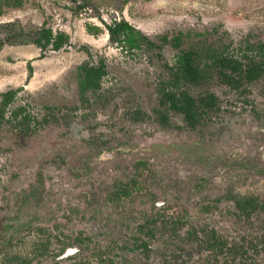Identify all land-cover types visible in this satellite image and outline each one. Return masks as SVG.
<instances>
[{
	"label": "rangeland",
	"instance_id": "1",
	"mask_svg": "<svg viewBox=\"0 0 264 264\" xmlns=\"http://www.w3.org/2000/svg\"><path fill=\"white\" fill-rule=\"evenodd\" d=\"M23 1L26 3L23 9L9 10L0 16V30L3 25L13 22L26 32L50 28L55 34L62 32L70 37V46L59 52L47 51L44 57L32 43L5 46L0 51V94L20 90L13 108L26 106V110L34 114H41L44 108L52 106L75 107L78 99L77 68L85 62L97 65L102 59L107 65L104 98L109 96L114 99L106 106L105 116H113V122L118 123L127 108L124 102L130 96L147 113L156 107L154 85L161 72L160 63L142 52L133 57L112 45L105 25L114 21L124 19L153 40L163 35L171 37L179 33L212 30L227 32L235 45L247 36L264 38V0H91L86 9L78 8L83 0ZM89 26L98 28L99 33L89 32ZM1 37H5V33ZM163 56L169 65L174 63L175 52L170 47L164 50ZM29 64L33 76L27 81ZM115 105L120 107L116 114L112 113ZM99 114V121H105L103 114ZM154 130L152 126H142L131 129L134 131L132 138H119L124 152L115 164L120 163L110 167L107 181L102 179L101 172L91 174V182L96 181L94 188L100 182H104V186L110 185L117 173L130 172L135 163L146 162L151 172L150 179L145 183L147 186L142 185L144 192L156 195L157 199L167 196L165 183L179 181V175L189 171L182 166V161L186 160L183 155L185 149L188 150L186 155L194 158L199 155L198 152H191L193 148L186 145L184 137L159 134ZM52 131L48 129L35 138L13 143H8L9 140L0 133V155L3 157V160L0 157V262L15 255L30 256L33 244L39 238L44 243L52 241L49 252L53 253L59 250L58 243L53 241L56 237L67 240L87 235L91 238V251L97 250L94 248L96 245L102 252H109L110 249L116 264H231V259L215 260L198 240L187 235L193 228L207 225L205 229L209 226L214 228L229 243H242V238L250 240L264 235V224H243L234 217L232 209L225 206L208 216L190 211L186 219L187 227L175 237L170 233V226L157 228L156 238L146 255L122 252V246L131 248L133 237L140 236L134 227L137 224H125L123 221L129 222V218L142 221L141 216L151 209V202L141 198L143 202L140 204L138 197L133 203L118 208L103 202V199L92 205L86 202L85 194L92 191L88 184L81 179H72L67 171L58 170L56 166H40L43 160L48 162L63 155L60 150H54L59 144L60 149L69 152L68 160H73L74 165L81 161L80 156L75 157L81 153L70 143L57 141L55 138L60 132ZM120 168L122 170L118 171ZM38 175L44 182L45 190L41 202L32 204L17 215L11 210L13 205L9 196L28 190L36 184ZM240 191L264 196V185L248 178L246 187ZM169 206L173 208L170 212H180L174 198ZM16 215L18 218L13 220ZM7 226L13 228L15 234L13 230L2 233L1 230ZM10 243L12 248L7 247ZM20 243L21 246L18 245ZM47 256L50 258L40 263L69 264L65 260L51 258L50 254ZM257 259L258 264H264V255Z\"/></svg>",
	"mask_w": 264,
	"mask_h": 264
},
{
	"label": "flooded vegetation",
	"instance_id": "2",
	"mask_svg": "<svg viewBox=\"0 0 264 264\" xmlns=\"http://www.w3.org/2000/svg\"><path fill=\"white\" fill-rule=\"evenodd\" d=\"M198 34L199 37H196ZM177 36H188L189 42H206V47L215 51L212 60L200 61L203 74L195 82L189 78L177 79L171 76L172 69L178 64L177 57L181 54V50L175 49L170 42ZM253 37L247 36L236 45L227 32L216 30L179 33L169 36V43L165 45H161L158 37L154 40L149 38L157 41L156 50L142 53L151 60L154 57L161 68L154 85L156 107L150 112H145L134 97L130 96L124 102L127 108L122 112V119L115 124L113 116L104 114L106 106L114 100L109 96L104 98L103 82L107 75L101 80L98 91L83 95L78 90L76 77L78 99L71 109L52 106L44 108L41 114H34L33 111L26 110V106L13 108L20 91L18 90L13 103L0 118V133H3L4 139L9 140L8 143H13L35 138L48 129H53L52 132L58 130L60 134L55 139L75 147L81 153L75 157L80 156L81 161L74 165L71 162L73 160H68L69 152L60 149L59 144L54 150H60L63 155L56 156L52 161L43 160L40 166H56L58 170L67 171L72 179H81L88 184L92 191L84 197L91 205L103 199V202L118 208L126 203H133L138 197L140 200L137 202L140 204L143 202L141 198H147L152 206L141 216L142 221H133L131 218L129 222L123 221L125 224H137L134 227L140 236L133 237L131 248L122 246V252L146 255L156 238V229L170 226L172 236L179 235V231L187 227L186 219L190 211L208 216L227 206L243 224H264V196L240 191L246 187L248 178H254L264 185V38ZM167 47L175 52L172 65L164 61L163 53ZM108 91L111 93V90ZM119 108L115 105L112 113H118ZM18 110L21 113L16 119L14 114ZM99 113L103 114L105 121H99ZM128 125L130 127L127 130ZM142 126H152L155 128L154 132L159 134L184 137L186 145L193 148L191 152H198L199 155L195 158L186 155L188 150L185 149L183 155L186 160L182 161V166L189 171L182 172L179 181L165 183L167 196L158 199L156 195L144 192L143 189V186H147L145 183L150 179L151 172L146 162L135 163L130 172L125 170L119 175L117 173L110 185L104 186V182H100L94 188L96 181L91 182V174L101 172L102 179L107 181L110 167L114 166L124 152L119 138H132L134 131L131 129ZM55 139L54 144L57 143ZM0 157L3 160L1 155ZM121 170L122 168L118 171ZM37 178L36 184L28 190L9 196L13 205L11 210L17 212V215L32 204L38 205L41 202L45 191L44 182L40 175ZM169 193L170 198H174L178 204L179 213L176 210L170 212L173 208L169 206L172 203ZM17 215L12 219L18 218ZM207 226L193 228L187 236L198 240L215 260L224 258L231 259V264H258L257 257L264 255V235L250 240L242 238V243H229L214 228L209 226L205 229ZM10 230L13 228L7 226L1 232L7 233ZM15 232L13 230V234ZM55 240L59 248L56 252H49L52 241L44 243L39 238L33 244V257H15L19 259V264H42L41 260L50 258L48 254L57 261L65 260L69 264H116L110 249L109 252H102L96 245L94 248L97 250L91 251L90 236L77 235L74 239L69 237L67 240L56 237L53 241ZM18 245L21 246L22 243ZM7 247L12 248V243L7 244Z\"/></svg>",
	"mask_w": 264,
	"mask_h": 264
},
{
	"label": "trees",
	"instance_id": "3",
	"mask_svg": "<svg viewBox=\"0 0 264 264\" xmlns=\"http://www.w3.org/2000/svg\"><path fill=\"white\" fill-rule=\"evenodd\" d=\"M91 0H83L79 5V9H86L89 7ZM26 3L23 0H0V16L5 15L9 10H19L25 7ZM109 41L112 45L117 46L122 51H126L131 56H136L139 52H151L156 50L157 41L149 39L148 36L130 25L126 20L114 21L110 25H105ZM87 30L97 35L98 28L91 26ZM5 33V37L0 38V51L5 45H27L29 43L37 45L41 51L42 56L47 51L59 52L70 46V37L62 32L54 33L50 28H41L31 32H26L22 26H15V24L8 23L2 26L0 35ZM169 36L164 35L157 39L165 45L169 43ZM199 37V34L196 35ZM31 39V40H30ZM175 49H180L181 54L177 57V65L172 69L171 76L177 79L186 78L191 81H196L203 74L201 70V60H212V55L215 53L206 42H189V37L177 36L170 41ZM161 47V46H160ZM161 49V48H160ZM215 55V54H214ZM208 68L209 65H206ZM29 74L28 80L32 78L33 70L31 65L28 66ZM78 90L83 95L86 92H96L100 88L101 80L107 75L106 61L100 60L98 64L93 65L85 62L77 68ZM176 83L178 80L175 81ZM18 90H11L1 94L0 102V118L3 117L6 110L13 103ZM21 110L15 112L14 117L17 119ZM19 264V259L15 256L6 258L0 264Z\"/></svg>",
	"mask_w": 264,
	"mask_h": 264
}]
</instances>
